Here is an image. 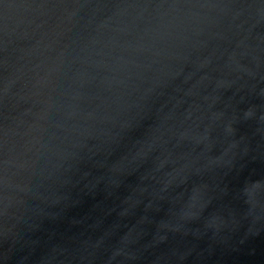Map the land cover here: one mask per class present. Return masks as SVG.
I'll return each mask as SVG.
<instances>
[{
    "label": "water",
    "instance_id": "water-1",
    "mask_svg": "<svg viewBox=\"0 0 264 264\" xmlns=\"http://www.w3.org/2000/svg\"><path fill=\"white\" fill-rule=\"evenodd\" d=\"M0 264H264V0H0Z\"/></svg>",
    "mask_w": 264,
    "mask_h": 264
}]
</instances>
